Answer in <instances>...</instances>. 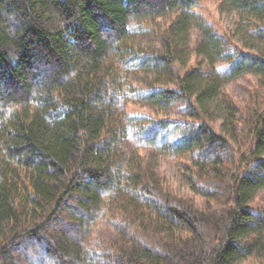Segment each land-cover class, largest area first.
<instances>
[{
	"label": "trees",
	"instance_id": "obj_1",
	"mask_svg": "<svg viewBox=\"0 0 264 264\" xmlns=\"http://www.w3.org/2000/svg\"><path fill=\"white\" fill-rule=\"evenodd\" d=\"M200 1L0 0V264H264V47ZM219 9L264 42V0ZM247 73L239 105L223 84ZM144 148L188 159L207 204Z\"/></svg>",
	"mask_w": 264,
	"mask_h": 264
},
{
	"label": "rangeland",
	"instance_id": "obj_2",
	"mask_svg": "<svg viewBox=\"0 0 264 264\" xmlns=\"http://www.w3.org/2000/svg\"><path fill=\"white\" fill-rule=\"evenodd\" d=\"M221 0H201L197 10L201 11L204 16L210 21L214 28L221 32L226 33L232 31L237 34V38H245L250 42L254 40V44L263 46L264 42L256 40L253 35L249 32L246 26L242 24L239 15L234 11H221L219 4ZM201 35L197 30L193 31L192 44L195 45L199 41ZM253 38V39H252ZM142 41L146 44H157L156 40L150 38H144ZM192 64L195 63L196 57H192ZM259 79L256 74L247 73L240 75L232 80L224 81L223 90L239 105H245L248 102L253 103L256 98V89L259 87ZM261 87V86H260ZM132 109L150 112L156 114L151 107L143 106L142 104L132 105ZM167 114L174 117H179L177 110L161 111L159 116ZM144 154L149 157L150 162L155 168L156 172L159 173L164 181L165 186L168 187L169 191L177 198L185 199L189 202H195L200 208L207 204V199L199 193L194 192L188 180L183 175L186 172V164H189L188 159H184L181 156L174 154H163L158 153L153 149L144 148L142 149ZM253 206L264 205V192H258L257 196L252 202ZM237 264H254V259H245Z\"/></svg>",
	"mask_w": 264,
	"mask_h": 264
}]
</instances>
